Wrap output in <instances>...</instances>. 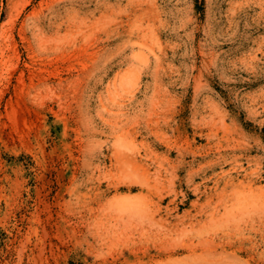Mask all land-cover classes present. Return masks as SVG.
<instances>
[{
  "label": "rangeland",
  "instance_id": "rangeland-1",
  "mask_svg": "<svg viewBox=\"0 0 264 264\" xmlns=\"http://www.w3.org/2000/svg\"><path fill=\"white\" fill-rule=\"evenodd\" d=\"M0 264H264V0H0Z\"/></svg>",
  "mask_w": 264,
  "mask_h": 264
}]
</instances>
